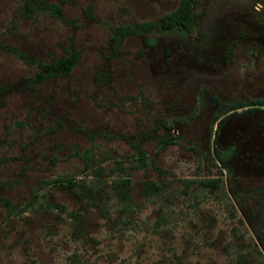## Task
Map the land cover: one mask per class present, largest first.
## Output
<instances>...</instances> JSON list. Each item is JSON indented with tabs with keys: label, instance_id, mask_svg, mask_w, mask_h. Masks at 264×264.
I'll return each instance as SVG.
<instances>
[{
	"label": "rangeland",
	"instance_id": "1",
	"mask_svg": "<svg viewBox=\"0 0 264 264\" xmlns=\"http://www.w3.org/2000/svg\"><path fill=\"white\" fill-rule=\"evenodd\" d=\"M23 2L0 0V264H264V107L213 101L264 96V0L122 37L178 0Z\"/></svg>",
	"mask_w": 264,
	"mask_h": 264
},
{
	"label": "trees",
	"instance_id": "2",
	"mask_svg": "<svg viewBox=\"0 0 264 264\" xmlns=\"http://www.w3.org/2000/svg\"><path fill=\"white\" fill-rule=\"evenodd\" d=\"M34 2V0H24L22 7L25 11H30L31 9V2ZM196 0H178V4L176 8L167 14L162 15L159 18L158 23L153 22H143L137 24L136 28L132 26H128L126 29L121 31V37L125 34H128L130 32L136 31L137 29L140 31H146L150 28H156L160 31H168L171 28H176L178 30H187L189 27V23L191 21V13L192 8ZM46 7L50 10L51 13L61 16L62 12L60 7L54 4H48ZM136 29V30H135ZM77 55L78 53L76 51H72L68 56L54 60L50 62L47 65H42L43 70L45 71L44 74L38 72L35 75V78L37 80L43 79L47 75H55V74H67L73 65L77 61ZM264 104V98L261 100H250L247 102H243L241 100H237L234 103L225 104L224 108L226 110L235 109L238 107L248 106V107H255L259 105ZM221 105V103H219ZM168 143V142H165ZM216 153V150H215ZM217 179H209L204 180L201 182V184L205 187L210 188H217ZM158 188L155 183L153 182H146L145 186L143 187V194L147 195L148 193H152L157 191ZM120 194H124V191H120ZM58 208H61L60 205H57Z\"/></svg>",
	"mask_w": 264,
	"mask_h": 264
},
{
	"label": "flooded vegetation",
	"instance_id": "3",
	"mask_svg": "<svg viewBox=\"0 0 264 264\" xmlns=\"http://www.w3.org/2000/svg\"><path fill=\"white\" fill-rule=\"evenodd\" d=\"M181 30H183V29L181 28ZM183 31H186V30H183ZM263 98H264V96H263L261 99H263ZM261 99H255V100H261ZM239 100H241V101H243V102L250 101V100H242V99H239ZM213 101L215 102V112H220L221 110H225L226 112H234V111H236L237 109L253 110V109H257V108H259V107H264V104H263V105H259V106H255V107L243 106V107H238V108L231 109V110H226V109L224 108V105H225V104L234 103V102L237 101V100H235V101H233V102L225 103V102H221L219 99H217L216 97H214V98H213ZM219 103H221V105H219ZM216 115H217V114H215V120H214V121H216V124H217V125H220L221 122L223 121L224 117H221V115H220V116H216ZM215 150H216V153H215ZM215 150H214V154H215V156H217V157H219V156H221V155H222V156H226V155H227V153H222V154H220V152H219L217 149H215Z\"/></svg>",
	"mask_w": 264,
	"mask_h": 264
}]
</instances>
